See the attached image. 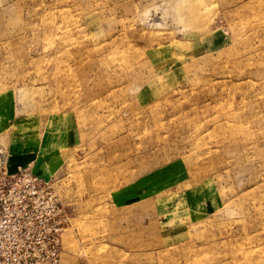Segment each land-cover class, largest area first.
Segmentation results:
<instances>
[{"label":"rangeland","instance_id":"rangeland-1","mask_svg":"<svg viewBox=\"0 0 264 264\" xmlns=\"http://www.w3.org/2000/svg\"><path fill=\"white\" fill-rule=\"evenodd\" d=\"M10 146L58 264H264V0H0Z\"/></svg>","mask_w":264,"mask_h":264},{"label":"built area","instance_id":"built-area-1","mask_svg":"<svg viewBox=\"0 0 264 264\" xmlns=\"http://www.w3.org/2000/svg\"><path fill=\"white\" fill-rule=\"evenodd\" d=\"M0 160V264H58L62 210L52 181L1 151Z\"/></svg>","mask_w":264,"mask_h":264},{"label":"crops","instance_id":"crops-1","mask_svg":"<svg viewBox=\"0 0 264 264\" xmlns=\"http://www.w3.org/2000/svg\"><path fill=\"white\" fill-rule=\"evenodd\" d=\"M9 151L10 152L7 154V156L10 159L11 163L20 162L23 164H32L31 161L30 162H28V160H27V162L24 161L25 160L24 159L25 156L23 155L24 153H21L20 151H18L17 147H13V148L11 147ZM22 155H23V157H22ZM34 171L37 172L38 174H40L41 176H43L44 178L49 179L48 177L44 176L42 173L38 172L37 170L34 169Z\"/></svg>","mask_w":264,"mask_h":264}]
</instances>
